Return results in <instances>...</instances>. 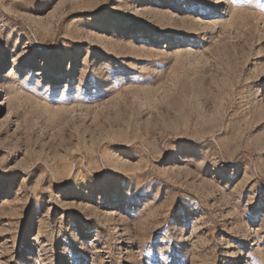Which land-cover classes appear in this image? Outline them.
Masks as SVG:
<instances>
[{
	"label": "rangeland",
	"instance_id": "obj_1",
	"mask_svg": "<svg viewBox=\"0 0 264 264\" xmlns=\"http://www.w3.org/2000/svg\"><path fill=\"white\" fill-rule=\"evenodd\" d=\"M0 77V264H264V0H0Z\"/></svg>",
	"mask_w": 264,
	"mask_h": 264
},
{
	"label": "bare ground",
	"instance_id": "obj_2",
	"mask_svg": "<svg viewBox=\"0 0 264 264\" xmlns=\"http://www.w3.org/2000/svg\"><path fill=\"white\" fill-rule=\"evenodd\" d=\"M1 78V77H0ZM3 97V96H2ZM2 97H1V99H2ZM5 105H6V103H4ZM8 115L11 113V111L9 110V107H8V109H7V112H6Z\"/></svg>",
	"mask_w": 264,
	"mask_h": 264
}]
</instances>
